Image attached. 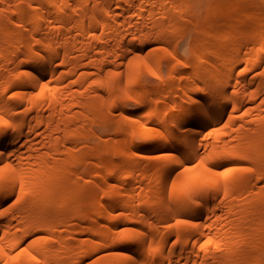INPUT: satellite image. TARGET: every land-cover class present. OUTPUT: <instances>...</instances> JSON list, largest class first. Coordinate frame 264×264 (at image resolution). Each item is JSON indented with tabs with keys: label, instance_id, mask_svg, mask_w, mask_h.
Masks as SVG:
<instances>
[{
	"label": "bare ground",
	"instance_id": "1",
	"mask_svg": "<svg viewBox=\"0 0 264 264\" xmlns=\"http://www.w3.org/2000/svg\"><path fill=\"white\" fill-rule=\"evenodd\" d=\"M204 1L0 0V264H264V0Z\"/></svg>",
	"mask_w": 264,
	"mask_h": 264
},
{
	"label": "rangeland",
	"instance_id": "2",
	"mask_svg": "<svg viewBox=\"0 0 264 264\" xmlns=\"http://www.w3.org/2000/svg\"><path fill=\"white\" fill-rule=\"evenodd\" d=\"M235 2L236 0H205L204 3H202V9L205 10L206 9H212V10H218V13H222L225 12L226 10H232L233 7L235 6ZM184 9H187L186 6H183ZM252 12L250 11V14ZM192 19V17L190 15H185L182 19H180V21L184 22V23H189V21ZM87 22V21H85ZM189 28V26H188ZM27 34H29V30H27ZM190 34H196V35H201L202 34V30L199 29V31L191 33L190 31H188V29L184 32L181 33L179 35L180 38L185 39L183 42H181L178 47L177 50L179 52H181L184 50L183 48L185 47L186 43H188V41H193L191 39V35ZM188 36L190 38H188ZM182 55H189V57L191 58L192 54H182ZM164 65H166V63H164ZM157 69L156 66H150L147 67L144 64L140 65V81L148 86H152L153 84L160 82V80L158 78H154L152 76V72H155ZM148 99V98H147ZM147 105V103H146ZM146 105H138L134 100H129L128 101V109L134 113L133 115L130 116V118H123L120 115H116V117L114 118L115 121V127L117 126L118 128L121 129L122 134H131V135H135L137 136L136 139L140 140V132L142 130V126L140 124V116H138V113L143 111L146 108ZM116 113H118V111H116ZM109 130L113 128V126L108 127ZM108 130V129H107ZM105 130V131H107ZM97 141L99 142H103V140L97 136L96 138ZM181 167V166H180ZM179 167V168H180ZM174 173V172H173ZM172 173V174H173Z\"/></svg>",
	"mask_w": 264,
	"mask_h": 264
},
{
	"label": "snow or ice",
	"instance_id": "3",
	"mask_svg": "<svg viewBox=\"0 0 264 264\" xmlns=\"http://www.w3.org/2000/svg\"><path fill=\"white\" fill-rule=\"evenodd\" d=\"M131 62V61H129ZM128 99H131V97H128ZM0 124H3L4 126H7V121L3 119V117H0ZM168 155H172L171 153H166ZM203 166V165H201ZM4 167H7V165H4ZM240 171H243V172H246V173H251L253 171V169L251 167H243L241 169H239ZM184 171H188L187 168L184 169ZM205 171L206 172H209V173H212V169L211 168H205ZM262 182H264V179H262ZM209 182L208 181H203L201 180V178L199 177H195L193 178V187L194 188H201V187H204L206 185H208ZM180 221H178L179 223ZM122 239H124L125 237H121ZM128 239H133L134 236H129L127 237ZM207 243H211V241H207ZM33 259H36L35 257H33Z\"/></svg>",
	"mask_w": 264,
	"mask_h": 264
}]
</instances>
